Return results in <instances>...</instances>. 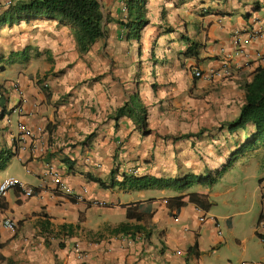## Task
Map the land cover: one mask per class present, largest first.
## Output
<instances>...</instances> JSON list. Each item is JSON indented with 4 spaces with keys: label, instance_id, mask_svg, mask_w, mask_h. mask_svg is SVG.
Instances as JSON below:
<instances>
[{
    "label": "crops",
    "instance_id": "0c3cea01",
    "mask_svg": "<svg viewBox=\"0 0 264 264\" xmlns=\"http://www.w3.org/2000/svg\"><path fill=\"white\" fill-rule=\"evenodd\" d=\"M8 1L0 0V16ZM129 1L98 0L105 37L85 54L74 29L59 20L0 28V183L13 170L34 191L27 198L15 188L0 202V264H207L223 251L233 256V242L240 254L247 251L248 238L233 232L228 215L191 204L170 213L168 199L185 201L191 193L214 204L220 194L206 185L194 192L127 191L100 188L91 178L108 186L112 175L121 181L134 168L139 177L182 179L228 164L253 131L231 132L227 124L239 116L244 86L264 67V0H145L139 40L127 38L123 25ZM192 45L195 54L186 56ZM258 155L263 148L239 155L218 181L238 158ZM252 162L226 191L249 179L258 183L250 234L255 259L238 264H264V161ZM50 168L64 191H57ZM135 204L142 218L127 219ZM5 219L14 232L2 226ZM121 224L129 229L122 232ZM75 244L84 260L76 258Z\"/></svg>",
    "mask_w": 264,
    "mask_h": 264
},
{
    "label": "trees",
    "instance_id": "16d2710c",
    "mask_svg": "<svg viewBox=\"0 0 264 264\" xmlns=\"http://www.w3.org/2000/svg\"><path fill=\"white\" fill-rule=\"evenodd\" d=\"M10 1L11 4L7 5V12L0 16V28L4 25H13L15 22L37 17H43L47 20H59L74 29L73 35L80 54H85L95 42L105 37L103 14L98 0H29L14 5L13 0ZM144 4L145 0H130L128 2L127 20L123 24L127 31V38L140 39L141 31L146 25ZM194 50L195 46H190L186 51V56H193L195 54ZM12 56H17V54ZM244 92V104L240 109L239 116L227 126L231 132L245 130L248 126L252 127L253 131L251 136L232 153L230 161L221 170L208 172L202 176L189 174L182 179L139 177L129 171L122 174L121 181H117L112 175V180L108 186L95 178H91V180L103 189L120 185V187H125L127 191L171 189L181 192L194 184L214 185L231 165V162L239 155L259 147L264 149V67L258 68L254 72L251 82L244 86ZM189 137L191 136L186 135V138ZM186 198L185 201L181 197L168 199L167 207L170 213L175 211L177 214L180 209L189 204L205 212L211 207L206 195L191 193ZM75 201V199H71V202ZM138 206V204H135V206L127 208V219L135 218L139 220L142 218V213L137 212ZM261 218L259 219L261 220ZM128 227V224H121L118 229L125 232ZM135 230L140 231L142 229L136 227ZM259 238L262 239L263 237L259 236Z\"/></svg>",
    "mask_w": 264,
    "mask_h": 264
},
{
    "label": "rangeland",
    "instance_id": "374dc122",
    "mask_svg": "<svg viewBox=\"0 0 264 264\" xmlns=\"http://www.w3.org/2000/svg\"><path fill=\"white\" fill-rule=\"evenodd\" d=\"M13 118V117H12ZM14 120V118H13ZM186 125H188V120L186 119ZM207 130V129H204ZM211 130V129H210ZM191 133L190 127L186 126V134ZM176 136V135H175ZM247 139V138H245ZM207 142L210 144L213 141V138H206ZM212 145V144H211ZM216 145V144H215ZM223 147L220 148V150H224L228 143L225 141L224 144H222ZM262 148V147H259ZM219 150V148H217ZM263 155H258L256 158L251 157H244L236 163L233 164L230 170H228L227 175L216 182L212 186H202L206 188H212L214 191L220 194L219 198H215V203L211 204L210 209L212 208V212L219 215H228L231 217L232 222V228L233 232L242 237L245 236L248 238V245H247V251L244 254H240L239 247L233 242V256L230 251H223L218 254V258H215L213 260L208 259V263L213 264L216 262H219V264H238L241 260L249 261L248 258L255 259V255L252 253V242H255V239H251L250 234L252 233V227L254 223V216L255 212L253 210L252 203L257 201L259 198V191L257 190L258 183L257 180L249 179L245 182V186L242 187H236L234 191L226 193V191L233 187L237 183V179H241L246 174L245 170L249 169V166L247 167L246 164L249 162V160H253L254 162H260L264 161ZM133 174H136V169H131ZM14 174V171L11 170L8 177L14 178L12 175ZM197 184H194L192 187H190L187 191L188 192H194L196 191L199 186L197 187ZM209 190V189H208ZM247 192L248 196L246 197V200L244 201L243 195ZM224 201H227L229 203L239 202L237 204H228L227 206L224 205ZM229 206V207H228ZM221 223V231L224 232L225 236L227 235L226 232V226L222 225ZM261 242V241H260Z\"/></svg>",
    "mask_w": 264,
    "mask_h": 264
},
{
    "label": "built area",
    "instance_id": "2783aa9c",
    "mask_svg": "<svg viewBox=\"0 0 264 264\" xmlns=\"http://www.w3.org/2000/svg\"><path fill=\"white\" fill-rule=\"evenodd\" d=\"M11 4V1L9 0L7 2L6 5H10ZM264 28V25L262 26V29ZM258 35V32H253L251 33V35L247 38V40L244 41V43H240L239 44V39L237 38L235 40V46L238 48L241 44H247L253 37H256ZM223 71L225 73H228L229 71V66L226 65L224 66L223 68ZM194 76L196 78L198 77H201V74L200 72L198 71H195L194 72ZM45 87H47V85H45ZM14 113V112H13ZM7 123L10 124L11 123V120L10 118L8 117L7 118ZM18 129L20 130V132L22 133L23 136H26L28 135V129L23 126V125H18ZM48 175L51 177V179L53 180V182L56 184L57 186V191L59 192H62L65 190V187L64 185H62V183L59 181L58 179V175L57 173L53 170V168H50L49 171H48ZM15 188H18L20 189L22 192H23V195L27 198H30L34 195V191L32 188L30 187H25L23 184H21L17 179L15 178H12V177H7L5 178L3 181H1L0 183V202L2 201V199L6 196V194L12 190V189H15ZM262 200L264 201V197L262 198ZM2 226L6 229H8L10 232H14L15 231V227L16 225L14 224L13 221L9 220V219H5L3 222H2ZM261 242L264 244V238L261 239ZM74 253L76 255V258L78 260H84L85 258V255L81 252L80 250V247L75 244L74 245Z\"/></svg>",
    "mask_w": 264,
    "mask_h": 264
},
{
    "label": "clouds",
    "instance_id": "9594fccd",
    "mask_svg": "<svg viewBox=\"0 0 264 264\" xmlns=\"http://www.w3.org/2000/svg\"><path fill=\"white\" fill-rule=\"evenodd\" d=\"M261 240V239H260Z\"/></svg>",
    "mask_w": 264,
    "mask_h": 264
}]
</instances>
